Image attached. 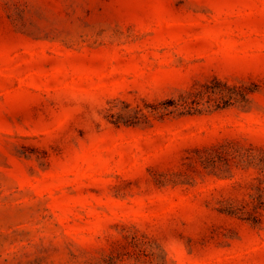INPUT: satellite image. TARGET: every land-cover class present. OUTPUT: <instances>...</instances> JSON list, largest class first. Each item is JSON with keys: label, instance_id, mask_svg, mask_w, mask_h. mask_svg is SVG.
<instances>
[{"label": "rangeland", "instance_id": "374dc122", "mask_svg": "<svg viewBox=\"0 0 264 264\" xmlns=\"http://www.w3.org/2000/svg\"><path fill=\"white\" fill-rule=\"evenodd\" d=\"M0 264H264V0H0Z\"/></svg>", "mask_w": 264, "mask_h": 264}]
</instances>
